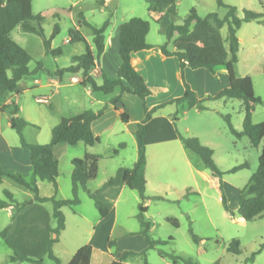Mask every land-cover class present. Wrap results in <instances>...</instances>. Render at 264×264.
<instances>
[{
	"label": "rangeland",
	"instance_id": "obj_1",
	"mask_svg": "<svg viewBox=\"0 0 264 264\" xmlns=\"http://www.w3.org/2000/svg\"><path fill=\"white\" fill-rule=\"evenodd\" d=\"M223 3L235 7L239 18L243 17L244 10L264 15V0H223ZM31 7L33 14L43 17L40 27L46 40L51 38L56 29L50 46L52 50H59L60 54L47 53L43 39L37 34L23 32L20 26H16L10 33L11 39L31 57L28 64L30 74L17 84L16 91L7 98L17 103L20 108L19 116L29 122L22 132L25 142L47 144L51 129L61 118L76 116L84 110L98 111L107 104V108H110L104 118L105 128L99 135V144H60L53 150L59 172L56 179V199L67 200L72 197L71 160L82 158L86 154L85 148L98 157L96 178L86 185L91 192L98 190L108 178L114 176L118 168L133 166L137 157V144L132 128L144 118L141 101L135 96L122 94L120 105L117 106L118 109L123 108L129 116L130 121L126 125L120 121L117 110L111 107L113 105L109 104L119 92L105 95L93 91L88 84L82 86L72 82L73 76L81 80L79 73L63 74L61 79L56 77L58 68L69 67L73 58L85 53L86 44L66 42L69 40L70 29H79L96 56L91 30L86 26L78 27V15L82 13L85 20L94 26L109 22L105 31V45L109 49L105 64L111 68L115 59H119V54L116 47L113 53L107 42L116 38L119 26L129 19L136 17L147 20L149 32L146 43L162 46L166 43L163 28L169 24L181 25L191 9L200 18L212 12L223 18L226 10L217 7V0H176L175 15L164 13L157 21L156 15H149L145 0H31ZM220 33L224 39L227 28L223 27ZM236 36L239 50L234 71L237 77L249 76L252 80L254 96L260 100L254 104L251 115L252 123L257 124L264 121V17L261 24L243 23ZM167 48H172V41L167 44ZM38 64L41 65L40 69H37ZM190 73V79H185L198 99L213 96L228 86L225 72L221 70H218L216 80H211L212 74L204 70ZM52 80H57L58 87L51 84ZM93 80L99 85L103 78L96 77ZM160 94L162 91L159 90L152 93L148 98V105ZM37 99L43 101L37 102ZM3 101L0 97V103ZM100 101L105 103L100 105ZM5 106L0 110V136L9 148L20 147L16 132L9 126L10 108ZM203 106L205 109L199 110L192 102L184 101L178 105H167L159 111L172 124L173 118L175 119L173 126L180 135L196 137L202 145L213 151V161L222 175L219 179L214 178L192 152L187 151L191 160L199 165V171L188 169L179 150L168 155V151L161 153L162 146L146 147L147 178L150 184L160 186L157 196L150 192L149 199L145 200L147 209L144 216L151 224L149 237L165 243L158 247L162 251L190 259L196 264H264V249L252 262L246 261L264 243V216L246 222L238 214L241 191L257 171L258 156L264 147V138L257 147H252L246 137L237 138L231 133L225 118L229 117L236 132L242 131L244 110L241 101L220 99L206 101ZM1 143L0 140V150ZM234 168L238 169L230 172ZM16 172L26 179L31 177L25 167ZM40 184L43 196L53 194L49 183H39L38 187ZM4 190L10 192L18 203L32 198L29 191L8 178L3 179L0 184V199L4 198ZM221 195L225 196L232 215L225 213ZM78 198L80 203L77 206L61 209L64 229L52 251L62 264H67L74 251L86 244H92L94 248L95 264H110V257L117 259L119 251L140 253L146 249V242L139 234L137 216L140 201L135 191L124 188L112 201L111 211L114 214L103 223L88 194L80 190ZM43 206L49 213L52 212L51 203ZM9 213H13L12 208L0 209V231L6 227H10L9 232L12 230L13 221ZM168 221H175L177 225L174 226ZM51 225L54 227L56 222L52 220ZM191 233L200 239L198 244L193 241ZM232 239H237L240 243L239 255L226 250ZM108 240L115 241V246L108 248ZM9 255V249L0 238V264H31L11 263L8 261ZM144 262L172 264L169 260L160 258L155 249H148L143 256L136 255L127 261L129 264ZM45 264L51 263L45 259Z\"/></svg>",
	"mask_w": 264,
	"mask_h": 264
},
{
	"label": "trees",
	"instance_id": "obj_2",
	"mask_svg": "<svg viewBox=\"0 0 264 264\" xmlns=\"http://www.w3.org/2000/svg\"><path fill=\"white\" fill-rule=\"evenodd\" d=\"M149 15H157L160 20L164 13L175 15L176 0H145ZM217 7L224 8L226 14L223 18L218 13L212 12L200 18L194 9H191L188 16L181 25L169 24L163 28L166 43L162 46L154 47L146 43V36L149 32V22L141 18H131L119 26L118 32V54L121 60L120 67L113 80L104 79L101 84H96L89 75L95 67L100 55L104 51L105 31L109 25L106 21L102 26L89 24L82 13L78 15V27L86 26L91 30L92 44L96 56L93 55L86 40L77 28L70 29L69 43L86 44L85 53L72 59L69 67L57 71L58 76L63 74H81L80 85H90L93 91L101 92L105 95L119 92V95L112 98L110 105L115 107L120 103L122 94L127 93L137 97L142 104L144 118L136 124L133 132L137 144V157L131 168L120 167L116 174L108 178L103 185L96 191L91 192L87 189V183L94 180L97 175L98 157L85 154L82 158L71 160V199H56L58 177V163L53 155V148L58 144L76 145L84 143L94 146L99 144V136L93 134L91 124L100 118L107 108L105 105L98 111L86 110L76 116L61 118L59 123L51 129L50 140L47 144L37 145L28 144L23 138V129L29 125L19 116V108L15 102L6 108H10V128L14 130L19 138L20 146L29 150L31 177L25 179L19 172H10L0 166V184L3 179L8 178L18 186L24 188L32 194L30 200L18 203L14 200L11 193L3 191L4 198L0 199V209L11 207V214L14 222L12 230L6 227L0 231V238L10 251L8 261L11 263H31L45 264V259L51 264H62L53 254L52 247L58 241L60 232L64 229V216L61 212L63 207L72 208L77 206L80 201L78 194L80 190L85 191L89 198L94 202L100 219L105 218L111 211L112 201L118 196L121 188L125 187L135 191L139 198V214L137 220L140 226L139 234L146 242V249L140 253L131 251H119L118 258L111 264H129L128 259L133 256L145 254L148 249H155L158 256L169 260L172 264H196L190 259H184L173 253H166L158 247L165 244L161 241H154L149 237L151 224L145 219L146 207L143 205L145 196V167L146 153L143 142L144 124L153 114L170 104H180L190 101L199 110H204L203 103L214 100H239L242 102L244 110V120L242 131L236 132L231 124L229 117L225 120L231 133L237 137H246L252 147H257L264 138V121L253 124L251 115L254 104L258 103L259 98L254 96L252 80L249 76L237 77L234 65L237 63V53L239 41L236 36L237 31L243 23L256 22L263 23V14L250 10L243 11V17L237 16V9L226 6L223 0H217ZM43 17L40 14H33L31 0H0V97L8 98L16 91L17 84L30 74L28 64L31 61L30 55L11 39L10 33L16 26H20L23 32L37 34L43 39L45 51L52 55H59V50L51 49V41L56 34V29L51 38L46 40L40 27ZM227 28V35L223 39L221 29ZM175 37V38H174ZM172 41L173 50H168L167 44ZM158 51L164 57H175L179 64V76L183 86V95L179 98L158 104L151 109L145 105V99L151 95V91L146 86L142 76L133 66L132 56L138 52ZM41 65L38 64L37 69ZM223 68L228 78V86L213 96L198 99L185 79V70L205 69L210 74H215L216 69ZM264 73V62L262 65ZM0 110H3L1 108ZM122 123L128 122V115L125 112L119 113ZM175 119L173 118V125ZM175 133L183 148L196 154L201 160L204 168L208 170L214 178H220L222 173L217 169L213 161V151L200 143L196 137H183L175 129ZM246 165H243L245 167ZM238 168L232 169L235 172ZM39 183H49L53 188V194L43 197L39 193ZM158 198V197H156ZM52 204V212L49 213L45 208V203ZM221 204L227 215H232L228 202L224 195H221ZM238 214L243 221H252L264 216V147L258 156L257 171L251 176L249 183L242 189L239 203ZM56 225L53 227L51 221ZM176 226L175 221H168ZM193 241L198 244L200 239L191 233ZM108 248L115 246V241H107ZM264 249V243L246 261L252 262L256 255ZM227 252L239 255L241 253L240 243L237 239H232L227 248ZM92 247L88 244L80 247L68 261L67 264H91ZM144 264H147L144 262ZM214 264H218L217 262Z\"/></svg>",
	"mask_w": 264,
	"mask_h": 264
},
{
	"label": "crops",
	"instance_id": "obj_3",
	"mask_svg": "<svg viewBox=\"0 0 264 264\" xmlns=\"http://www.w3.org/2000/svg\"><path fill=\"white\" fill-rule=\"evenodd\" d=\"M176 3V2H175ZM154 15V14H152ZM163 16V15H162ZM157 19L159 16H157ZM119 32V30H118ZM106 41V39H105ZM66 42H69V40H66ZM108 48H111L114 53V48L116 47L118 49V33L116 35V38L112 40H108L107 42ZM152 46V45H151ZM154 47H158L153 45ZM90 47V50L92 51V47ZM168 50H173V47ZM93 53V52H92ZM109 54V49H106V45L104 43V51L100 55L98 61L95 63V67L92 69V71L89 73V75L94 79L96 77H100L106 79V80H113L116 77V72L118 68L120 67L121 60L120 57L119 59H115V64L113 67L108 68L107 65L105 64V58ZM133 60V66L135 67L136 71L142 76L146 86L148 89L151 91V94L155 93V91L159 90L162 91V94L156 97V100L148 105V98L145 99V104L149 108H152L158 104L167 102L172 99L179 98L183 95V86L180 80L179 76V64L178 61L175 57H164L162 56L158 51H152V52H138L133 54L132 56ZM62 69V68H61ZM60 70L59 68L57 71ZM207 72L205 69H197V70H190L186 69L185 70V78L190 79L192 73L190 72ZM218 70H221L225 72L223 68H218L216 69L215 74L211 76V80H216L217 79V72ZM209 73V72H208ZM202 74V73H201ZM226 74V73H225ZM227 78V75H225ZM56 77L58 79H61V76L57 75L56 72ZM205 77V75H204ZM72 78H77L73 76ZM71 78V79H72ZM206 78V77H205ZM79 79V78H78ZM228 82V78H227ZM35 83H38L36 81ZM79 83V82H78ZM49 84V83H48ZM53 85L58 87V82L57 80H52ZM118 92V91H117ZM126 95H130L125 93ZM4 101L0 103V109L3 108L5 105H9L12 100L3 98ZM37 102H40L39 99H37ZM100 105L105 102L100 101ZM17 105V103L15 102ZM194 104V103H193ZM120 105L119 103L116 104V106ZM18 106V105H17ZM115 109L114 106H111ZM19 108V107H18ZM110 108H107V110L104 111L103 115L98 118L97 120L93 121L91 124V130L94 135L99 136L101 131L105 128V116ZM86 111V110H84ZM83 111V112H84ZM97 111V110H96ZM116 111V110H115ZM120 112H125L123 108L118 109L116 111L117 116L119 117ZM19 113H20V108H19ZM82 113V112H81ZM78 115V114H77ZM128 115V114H127ZM129 117V116H128ZM129 119L127 123H124L126 125L129 124ZM10 123V122H9ZM29 123V122H28ZM10 126V124H9ZM134 127L132 128V131L134 132L136 129V124L133 125ZM100 127V130L98 129ZM0 140L2 141L1 147L2 150H0V166L3 169H6L10 172H16L20 171L22 167H25L26 171L30 173L31 175V165H30V153L29 150L23 147H15V148H9L6 144V142L2 139L0 136ZM143 142L146 147L150 145H155V146H162L161 153L162 152H167L169 155L170 153L178 152V150L182 153L183 157L185 158V164L188 166V169L190 171H199V165L197 163H194L193 160L188 155V152L183 148L181 142L179 141L176 133H175V128L172 124V121L167 118V116H164L162 114V111L156 112L151 116V118L144 124V137H143ZM60 144L56 145L55 148H57ZM89 146V145H86ZM86 154L93 155L92 153H89L87 151V148H85ZM54 153V152H53ZM147 165L148 163L146 162V167H145V196L147 197L146 199H149L150 197L149 193H153L155 196L158 195L159 192V185H152L149 183V180L147 178ZM71 174V173H70ZM24 177V176H23ZM26 179V178H25ZM28 180V179H27ZM51 185V184H50ZM125 187L121 188L119 191V194L123 191ZM39 193L41 196V184L39 185ZM118 194V195H119ZM50 196V195H49ZM49 196H43V197H49ZM147 202L144 201V206L146 207ZM11 208V207H9ZM9 208H4V209H9ZM147 209V207H146ZM114 214V211H110V213L105 217L100 220L101 223L107 221L112 215ZM11 216V213H9ZM14 224V222L12 223ZM92 247L91 251V259L90 263H94V248L92 244L90 245ZM79 249V248H78ZM77 250L74 251V253ZM73 253V254H74ZM116 259L115 257H110V264L112 261Z\"/></svg>",
	"mask_w": 264,
	"mask_h": 264
},
{
	"label": "built area",
	"instance_id": "obj_4",
	"mask_svg": "<svg viewBox=\"0 0 264 264\" xmlns=\"http://www.w3.org/2000/svg\"><path fill=\"white\" fill-rule=\"evenodd\" d=\"M71 81L74 82V83H78V82H80L81 80H79L78 78H72ZM39 101L41 102V101H43V100H42V99H39Z\"/></svg>",
	"mask_w": 264,
	"mask_h": 264
}]
</instances>
